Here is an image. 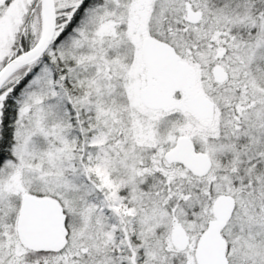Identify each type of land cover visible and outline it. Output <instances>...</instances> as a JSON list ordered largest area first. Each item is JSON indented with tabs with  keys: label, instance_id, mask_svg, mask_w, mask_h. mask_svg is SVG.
<instances>
[{
	"label": "snow or ice",
	"instance_id": "1",
	"mask_svg": "<svg viewBox=\"0 0 264 264\" xmlns=\"http://www.w3.org/2000/svg\"><path fill=\"white\" fill-rule=\"evenodd\" d=\"M0 264H264V0H0Z\"/></svg>",
	"mask_w": 264,
	"mask_h": 264
}]
</instances>
